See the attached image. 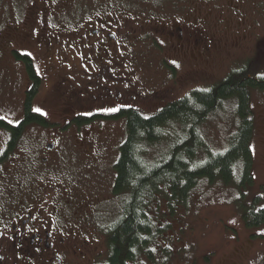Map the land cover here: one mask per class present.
Instances as JSON below:
<instances>
[{
  "label": "rangeland",
  "instance_id": "rangeland-1",
  "mask_svg": "<svg viewBox=\"0 0 264 264\" xmlns=\"http://www.w3.org/2000/svg\"><path fill=\"white\" fill-rule=\"evenodd\" d=\"M18 6L23 12L17 15ZM53 10L60 11L48 17ZM6 11L15 23L8 24ZM0 19L5 22L3 26L0 22V118L15 123L24 112L29 78L23 62L7 55L5 49L13 47L30 55L41 76L32 110L38 109L55 123L49 128H24L19 145L0 162V198L4 202L15 196L17 204L5 209L29 208L37 213L33 221L46 226L55 224L52 216L65 206L59 226L76 230L77 237L76 219L84 218L92 230L97 229V217L110 221L115 216L117 200L110 193L112 164L124 136L122 120L117 118L93 119L79 127L71 123L60 129L72 112L82 110L76 115H90L93 108L85 97V63L82 46L75 41L77 27H99L100 21L121 29L124 43L114 58L125 64H119L120 71L132 64V73L126 74L139 92L134 106L144 115L190 87L210 85L245 60L254 72L264 74V0H0ZM92 55L90 47L83 57ZM162 57L167 62L177 60V72L162 66ZM115 73L118 81L124 80L125 73ZM249 101L254 123L250 141L253 180L244 187L246 202L264 191V91L252 89ZM95 111L112 112L107 108ZM206 125L214 146L222 145L233 126L225 111ZM6 137L1 129L0 151ZM51 140L55 148L43 154L42 145ZM34 152L39 160L54 154L56 163L49 158L47 163L38 160L34 164ZM42 173L50 175L44 178ZM27 186L33 190L22 195ZM194 192L188 209L169 218V228L159 238V246H168L170 254L159 249L152 261L142 256L136 264H264V224L248 228L243 223L236 205L238 190L204 183ZM101 243L88 239L82 247L88 254L78 264H87Z\"/></svg>",
  "mask_w": 264,
  "mask_h": 264
},
{
  "label": "trees",
  "instance_id": "trees-1",
  "mask_svg": "<svg viewBox=\"0 0 264 264\" xmlns=\"http://www.w3.org/2000/svg\"><path fill=\"white\" fill-rule=\"evenodd\" d=\"M20 10L23 12L18 6L17 15L22 13ZM8 13L6 20L12 24L14 18ZM0 20L3 26L5 22ZM12 48H6V53L23 62L29 84L23 97V115L15 123L0 118V130L7 133L0 162L19 145L26 126L55 125L32 110L41 76L35 72L30 55ZM241 64L232 66L210 85L190 87L153 113L144 115L138 106L123 105L112 112L72 116L60 126L64 130L71 123L79 127L93 119L122 120L124 136L112 164L114 176L110 188L117 200L115 216L110 221L97 217V230L104 234L106 251V257L99 264H136L142 256L152 261L159 249L168 256L169 247L159 246V238L169 228L168 219L188 209L194 191L204 183L236 188V205L243 223L248 228L264 224V191L252 196L249 202L244 201V187L253 180L250 141L254 123L249 96L252 89L264 91V74L254 72L248 60ZM223 111L233 126L225 134L222 145L214 146L206 124ZM37 156L35 152L31 154L34 164L39 160ZM39 161L44 162L42 157ZM29 182L31 179L25 184ZM64 207L60 208L65 210ZM62 209L55 214L58 224L63 217ZM104 212L109 213L107 209ZM78 219L75 224H86L84 218Z\"/></svg>",
  "mask_w": 264,
  "mask_h": 264
},
{
  "label": "flooded vegetation",
  "instance_id": "flooded-vegetation-1",
  "mask_svg": "<svg viewBox=\"0 0 264 264\" xmlns=\"http://www.w3.org/2000/svg\"><path fill=\"white\" fill-rule=\"evenodd\" d=\"M59 11L60 10H53L49 13L48 17L51 18L58 14ZM97 23L100 25L99 27L96 26L97 28L85 29L80 26L77 27L80 29L76 32L77 34L75 37V41L82 46L83 50L81 56L84 59L83 63H85L83 71L84 85H86L85 97H87L88 100L90 99L93 104V108H91L89 112L105 113L95 110L107 108L115 109L116 111L123 107V105L134 106V100L139 96V92L134 86H131L129 76L126 74L128 72L129 74L132 73V64H126L124 67L125 71H120L119 64L121 65L122 62L114 58V55L120 52L121 45L124 43L123 39H121V29L117 27L111 29L109 23L105 25L100 21H97ZM59 32L60 31H57L56 33ZM68 32L70 33L72 31ZM177 36L178 39H182L180 27L178 28ZM119 39H121L122 42L119 43ZM199 41L200 39L195 42L198 43ZM154 44H156V42ZM68 46L70 47L69 44ZM90 47L93 48L94 55L86 59L83 55L85 52L90 51ZM110 62H113V64H110ZM161 64L164 67L166 66L170 73L177 72V60L167 62L166 58L162 57ZM115 71L118 73H125L122 75L125 77L124 80L118 81L117 78L120 77ZM141 95H144V92H142ZM98 104H100V106ZM81 111L82 110H76L72 112L71 115L75 116ZM5 141L6 139L3 141V145ZM55 143L56 142L53 140L46 142L43 154L44 152L50 153L51 150L55 148ZM49 144H52V147H49ZM4 147L5 145L3 148ZM3 148L0 151V155L3 153ZM53 155L54 154H50L49 161L53 162L55 160ZM42 158L44 161L49 159L45 156H42ZM45 177L48 178L47 175L44 176V178ZM6 178L9 180L8 177ZM30 190L31 187L27 186L26 193L22 195L26 196L27 193H30ZM5 200L6 198L3 202L0 198V264H78L80 262L79 260L84 259L88 254L87 251V253L85 252V249H82L83 244L88 243V239H98L102 242L101 245L103 244V246L100 250L92 253L90 255L91 258L86 263L99 264L106 257L104 234H100L99 230L96 228L92 230L88 229L87 227L90 226L89 224L74 225L77 227V232L80 234L79 237H77L73 232L76 230H66L65 228H67V226H59L55 215L54 217L52 216V220L55 224L46 226L43 225L41 221L35 223L33 219L37 218H34L37 214L36 211L34 212L28 210L29 208L24 209L22 207L18 209L16 206L7 210L5 207L11 204L16 205L17 200L15 196H9L7 201ZM13 210L16 211L13 212ZM77 242H81V245H78Z\"/></svg>",
  "mask_w": 264,
  "mask_h": 264
},
{
  "label": "snow or ice",
  "instance_id": "snow-or-ice-1",
  "mask_svg": "<svg viewBox=\"0 0 264 264\" xmlns=\"http://www.w3.org/2000/svg\"><path fill=\"white\" fill-rule=\"evenodd\" d=\"M37 111H39V110L37 109ZM111 111H115V109H111Z\"/></svg>",
  "mask_w": 264,
  "mask_h": 264
},
{
  "label": "water",
  "instance_id": "water-1",
  "mask_svg": "<svg viewBox=\"0 0 264 264\" xmlns=\"http://www.w3.org/2000/svg\"><path fill=\"white\" fill-rule=\"evenodd\" d=\"M48 146H49V147H52V144H49Z\"/></svg>",
  "mask_w": 264,
  "mask_h": 264
}]
</instances>
